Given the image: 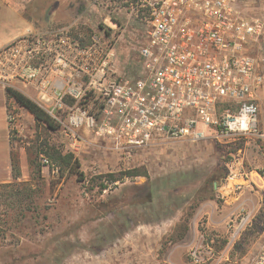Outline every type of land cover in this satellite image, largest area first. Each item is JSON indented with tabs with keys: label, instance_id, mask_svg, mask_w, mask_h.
<instances>
[{
	"label": "rangeland",
	"instance_id": "rangeland-1",
	"mask_svg": "<svg viewBox=\"0 0 264 264\" xmlns=\"http://www.w3.org/2000/svg\"><path fill=\"white\" fill-rule=\"evenodd\" d=\"M242 4L264 15V0ZM88 5L93 9L79 19L76 36L88 43L105 31L114 39L117 73L136 78L147 14L125 12L123 0H61L55 9L44 10L43 27L20 36L65 26ZM16 38L0 42V49ZM256 53L263 58L259 63L264 71V39ZM6 87L47 103L20 82L0 84V264H246L256 250L264 229V152L252 150L250 140L221 137L220 130L211 127L199 142L173 139L128 152L116 150L85 120L71 124L74 111L60 112L56 130L47 129L8 95ZM257 98L261 124L264 88ZM228 108L220 106L217 116ZM9 112L13 125L6 120ZM45 143L72 154L84 179L67 172L60 175L42 153ZM244 145V167L256 173L238 197L242 188L231 180L232 163L236 148ZM137 169L147 176L124 177L99 191L105 174ZM146 185L152 199L143 203ZM242 218L246 220L240 224ZM192 250L202 253V262L191 259Z\"/></svg>",
	"mask_w": 264,
	"mask_h": 264
},
{
	"label": "built area",
	"instance_id": "built-area-1",
	"mask_svg": "<svg viewBox=\"0 0 264 264\" xmlns=\"http://www.w3.org/2000/svg\"><path fill=\"white\" fill-rule=\"evenodd\" d=\"M122 9L147 14L136 78L117 73L114 39L105 31L88 43L76 36L78 16L2 47L0 84L32 88L47 101L36 104L55 121L60 112L74 111L71 124L85 120L116 150L173 139L199 142L211 127L221 137L264 142L257 98L264 88L263 58L254 54L264 39V15L246 10L242 0H123ZM224 104L229 108L218 117ZM6 120L14 124L11 112ZM190 257L203 260L199 250ZM246 264H264V238Z\"/></svg>",
	"mask_w": 264,
	"mask_h": 264
},
{
	"label": "crops",
	"instance_id": "crops-1",
	"mask_svg": "<svg viewBox=\"0 0 264 264\" xmlns=\"http://www.w3.org/2000/svg\"><path fill=\"white\" fill-rule=\"evenodd\" d=\"M3 1L4 0H0V30L2 31V39L0 42L2 43H6L15 37H19L20 34H24V32L28 29L32 30L37 27H43V21L40 19L41 16H43L44 10L46 11L47 8H51V10H53L55 9L56 4H61V0H42V3L38 0H7V3H4ZM35 3H37L36 7L34 6ZM73 3L75 7L79 5L77 1ZM86 7L87 8L78 15L79 19L83 20L84 14L89 13L90 10L93 9V5H88ZM241 138L243 137L237 136L235 141H239ZM244 138L245 140H250L249 147L252 150L258 149L264 152V142L252 137ZM245 144L247 145V142ZM246 145L238 146L236 148L234 161L232 163L233 178H231V180L235 181L234 184L239 188H242V191L238 193V197H241L246 185L249 184L250 181L255 180L253 173L256 172L252 169L248 170L244 167L246 150H248ZM259 235V239L254 245L256 250L264 238V229L259 232Z\"/></svg>",
	"mask_w": 264,
	"mask_h": 264
},
{
	"label": "trees",
	"instance_id": "trees-1",
	"mask_svg": "<svg viewBox=\"0 0 264 264\" xmlns=\"http://www.w3.org/2000/svg\"><path fill=\"white\" fill-rule=\"evenodd\" d=\"M82 41V39H80ZM6 92L8 95L14 99V101L24 109H26L34 118L37 123L44 124L47 129L56 130L57 123L54 119L48 116L31 98H29L26 94L11 87H6ZM43 155L56 165L58 172L60 175L64 174L65 172L77 175L80 180L84 179V174L82 171L79 170V163L78 161L73 158L72 154L70 153H62L60 150L55 149L54 147L50 146L48 143L44 144ZM140 176H147L146 171L132 170L126 172V174L115 175L112 173H108L104 175L106 178V183L99 185V191L102 192L103 190L108 188V184L116 183L119 180H122L124 177L134 178ZM210 191H213V186L210 183ZM212 198V194L209 196ZM152 199V192L149 186H145L144 188V197L143 203L150 202ZM188 219H186L187 221ZM185 231V229H184ZM186 232H187V224H186ZM179 238H183V233L179 235Z\"/></svg>",
	"mask_w": 264,
	"mask_h": 264
}]
</instances>
